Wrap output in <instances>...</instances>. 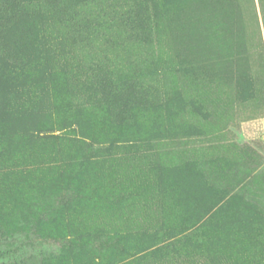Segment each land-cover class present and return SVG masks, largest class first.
<instances>
[{
    "label": "rangeland",
    "instance_id": "rangeland-1",
    "mask_svg": "<svg viewBox=\"0 0 264 264\" xmlns=\"http://www.w3.org/2000/svg\"><path fill=\"white\" fill-rule=\"evenodd\" d=\"M155 3L154 81L113 89L0 0V264H264V0Z\"/></svg>",
    "mask_w": 264,
    "mask_h": 264
},
{
    "label": "trees",
    "instance_id": "trees-1",
    "mask_svg": "<svg viewBox=\"0 0 264 264\" xmlns=\"http://www.w3.org/2000/svg\"><path fill=\"white\" fill-rule=\"evenodd\" d=\"M22 1H37L43 13L55 20L61 34L68 37L76 48L77 45L79 46L77 50L83 54L84 61L94 72L93 76L101 88L118 89L119 87L135 86L143 88L153 83L151 75L142 73L150 70L148 62L149 59H153V54L151 51V54L147 51L144 54L140 53L143 47L147 50L151 49L152 37L157 34L156 13H158V7L155 0ZM112 7L117 10L112 12ZM15 36L17 39L29 37L28 31L22 32L19 27ZM80 37L85 38L89 43L92 42L91 46L94 42L96 46L101 43L106 48L110 45L107 50L114 52L124 48L128 51L129 56L121 57L120 52L115 57L117 63L109 61L110 59L105 55L99 57L100 52L93 54L92 49H89L91 46L87 48L83 47L82 43L79 45L77 40ZM86 239L89 240V237ZM64 243L66 245L69 243V246L72 244L71 241ZM112 248L117 250L114 247L106 249Z\"/></svg>",
    "mask_w": 264,
    "mask_h": 264
},
{
    "label": "crops",
    "instance_id": "crops-1",
    "mask_svg": "<svg viewBox=\"0 0 264 264\" xmlns=\"http://www.w3.org/2000/svg\"><path fill=\"white\" fill-rule=\"evenodd\" d=\"M241 129L245 138L261 137L264 140V120L243 122Z\"/></svg>",
    "mask_w": 264,
    "mask_h": 264
}]
</instances>
